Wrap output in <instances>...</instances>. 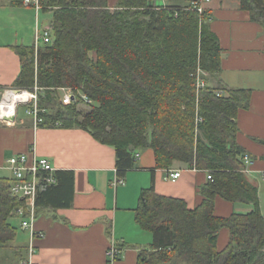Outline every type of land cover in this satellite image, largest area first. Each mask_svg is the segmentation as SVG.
Returning <instances> with one entry per match:
<instances>
[{
    "label": "trees",
    "instance_id": "obj_1",
    "mask_svg": "<svg viewBox=\"0 0 264 264\" xmlns=\"http://www.w3.org/2000/svg\"><path fill=\"white\" fill-rule=\"evenodd\" d=\"M238 1L264 26V0ZM153 2L117 0L110 8L108 0H38L39 12L51 14L50 41L14 48L21 72L12 87L37 88V107L44 110L38 127L79 128L112 147L120 179L144 149L154 153L152 171L180 162L208 173L203 201L192 210L183 200L158 195L153 185L141 190L135 222L153 240L139 251L137 264H264L258 189L245 175V152L236 143L237 113L248 108L251 91L202 83L203 73L220 72L222 50L208 28L209 13L199 12L196 0L185 6ZM9 3L22 6L24 0ZM63 90L75 102L63 105ZM82 95L91 105L85 112L78 109ZM53 176L55 184L39 186L36 210L71 207L74 173ZM216 197L252 211L216 217ZM25 207L0 179V247L16 240L10 218ZM222 229L229 240L218 251Z\"/></svg>",
    "mask_w": 264,
    "mask_h": 264
},
{
    "label": "crops",
    "instance_id": "obj_2",
    "mask_svg": "<svg viewBox=\"0 0 264 264\" xmlns=\"http://www.w3.org/2000/svg\"><path fill=\"white\" fill-rule=\"evenodd\" d=\"M116 1L108 0V6L113 8ZM189 1L154 0L153 4L185 6ZM196 1L201 12L209 13L208 28L222 50L220 72L213 76L203 73L206 79L202 83L210 88L222 84L251 91L248 108L237 113L236 143L245 152L241 161L245 175L259 189V184H264V26L252 22L238 0ZM49 23L42 30L50 28ZM39 30L40 12L35 5L12 6L9 0H0V102L5 92L15 90L12 86L21 72L14 48L34 45ZM18 109L13 122L0 121V179L10 184L12 173L7 160L21 154L29 162L33 157L44 158L55 171L74 173L71 207L35 208L33 264H108L107 251L112 245L120 249V255L111 264H137L139 251L148 248L153 240L152 234L142 231L135 222L141 190L153 185L158 195L183 200L190 210L203 201L201 189L208 181L206 171L180 162H174L168 170L152 171L154 153L144 149L135 152V167L120 179L112 147L100 144L79 128L34 126L24 107V116L18 118ZM245 157L250 164H245ZM169 172H180V176L172 182L166 178ZM17 210L10 220H17L20 226L26 216ZM260 210L264 217L261 202ZM251 211L248 205L232 204L220 197L214 200L216 217ZM228 240V230L222 229L217 250L222 251ZM27 248L28 233L23 231L9 247H0V259L5 264H21L27 258Z\"/></svg>",
    "mask_w": 264,
    "mask_h": 264
},
{
    "label": "built area",
    "instance_id": "obj_3",
    "mask_svg": "<svg viewBox=\"0 0 264 264\" xmlns=\"http://www.w3.org/2000/svg\"><path fill=\"white\" fill-rule=\"evenodd\" d=\"M24 3L35 5V7L38 9V0H24ZM197 9L199 12H201L200 8L197 7ZM49 34V28L41 30V34L37 32L34 43L35 47L39 45L40 40L42 41V43H49ZM199 86L202 87L203 84L200 83ZM36 91L37 88H34L33 92L20 90V92L17 93L18 95L27 94L28 97L26 100L17 101L14 107V112L19 107H24L25 114L32 118L34 126H38V124L42 122L38 114L40 112H44V110H39V108L37 107L38 98ZM62 92L63 95L61 96V103L63 105H70L71 103L75 102L74 95L70 90H63ZM8 94H11V91L5 92L4 99L5 97L7 98ZM81 98L84 103H90L89 99L86 96L82 95ZM4 99H2L0 102V121L9 123L8 121L2 120L1 116L2 103L4 102ZM250 163L251 161L247 157H245V164L248 165ZM7 164L8 169L12 173V179L9 184L12 195L24 199L26 203V207L24 209L19 208L17 210L22 214V216H26V218L21 222L20 228L21 230L28 233V255L27 258L23 262H21V264H33L32 256L35 251L34 238L36 237L33 228L35 219V199L40 185L45 184L49 186L55 184V178L53 176L55 170L47 159L33 157L29 162L27 156L23 154L11 157L7 160ZM179 176L180 172H169L166 178L174 182ZM207 178L209 179L210 177L208 176ZM261 179L264 180V173L261 174ZM117 183H121V181L118 180ZM119 255L120 249L118 247H115L114 245L110 246L107 251L108 264H111L112 262L117 260L119 258Z\"/></svg>",
    "mask_w": 264,
    "mask_h": 264
},
{
    "label": "rangeland",
    "instance_id": "obj_4",
    "mask_svg": "<svg viewBox=\"0 0 264 264\" xmlns=\"http://www.w3.org/2000/svg\"><path fill=\"white\" fill-rule=\"evenodd\" d=\"M183 3H184V1H183ZM50 19H51L50 14L40 13V30H39L40 34H41L42 27L44 25H46L47 23H49ZM39 44L40 45L42 44L41 40L39 41ZM59 94H60V96H62L63 92H59ZM90 106L91 105H88L86 103H80V104H78V109L80 111L85 112V111H88L90 109ZM22 115H23L22 107H19V109H18V118H20ZM261 184H263V183L259 184L260 187L258 189V194H259V199H260V202H261V205H262V209H263V214H264V184L263 185H261ZM12 224H13L14 227H16L17 233L18 234H22L23 231L20 230L21 228L19 226V222L17 220H14ZM5 263H6V261L3 258H1L0 259V264H5Z\"/></svg>",
    "mask_w": 264,
    "mask_h": 264
},
{
    "label": "bare ground",
    "instance_id": "obj_5",
    "mask_svg": "<svg viewBox=\"0 0 264 264\" xmlns=\"http://www.w3.org/2000/svg\"><path fill=\"white\" fill-rule=\"evenodd\" d=\"M10 97L6 100H4V102L2 103V112H1V116L3 115H7L10 116L13 114L14 112V107H15V103L17 101L20 100H26L28 95L27 94H15V93H11L9 95Z\"/></svg>",
    "mask_w": 264,
    "mask_h": 264
},
{
    "label": "water",
    "instance_id": "obj_6",
    "mask_svg": "<svg viewBox=\"0 0 264 264\" xmlns=\"http://www.w3.org/2000/svg\"><path fill=\"white\" fill-rule=\"evenodd\" d=\"M19 92H20V90H17V89L11 91V93H15V94H17ZM9 95L10 94H8L7 99L10 97ZM2 120L8 121V122H13L15 120V117H14V115H10V116L3 115ZM261 143L264 144V141H261Z\"/></svg>",
    "mask_w": 264,
    "mask_h": 264
}]
</instances>
